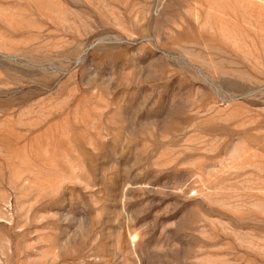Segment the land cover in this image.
<instances>
[{
  "label": "rangeland",
  "instance_id": "374dc122",
  "mask_svg": "<svg viewBox=\"0 0 264 264\" xmlns=\"http://www.w3.org/2000/svg\"><path fill=\"white\" fill-rule=\"evenodd\" d=\"M0 264H264V0H0Z\"/></svg>",
  "mask_w": 264,
  "mask_h": 264
}]
</instances>
